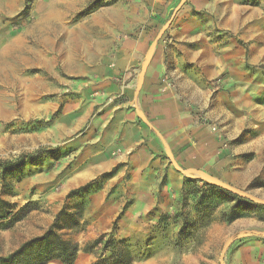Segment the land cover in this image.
Masks as SVG:
<instances>
[{"label":"rangeland","instance_id":"rangeland-1","mask_svg":"<svg viewBox=\"0 0 264 264\" xmlns=\"http://www.w3.org/2000/svg\"><path fill=\"white\" fill-rule=\"evenodd\" d=\"M150 1L0 0V199L26 211L0 229V253L56 225L80 246L73 264H93L124 247L131 264H264V209L248 206L246 216L228 222L225 213L238 200L213 188L264 204V0H229L227 9L220 0L214 11L199 12L226 65L214 83L221 115L212 131L232 134L224 137L230 155L259 166L258 174L243 184L189 177L185 192L184 184L167 185L166 171L151 184L135 172L137 154L108 139L103 103L92 105L96 89L85 86L95 81L70 74L90 69L85 43L71 41V31L85 36L117 6L128 20ZM76 55L77 65L65 62ZM203 122L212 124L205 114ZM56 204L65 211L58 221Z\"/></svg>","mask_w":264,"mask_h":264},{"label":"crops","instance_id":"crops-1","mask_svg":"<svg viewBox=\"0 0 264 264\" xmlns=\"http://www.w3.org/2000/svg\"><path fill=\"white\" fill-rule=\"evenodd\" d=\"M219 1L151 0L128 20L122 8H107L90 33L82 37L70 32L71 41L85 43L83 54L90 61V69L75 68L70 74L95 81L85 89H96L92 105L103 103L108 139L113 136L125 153L137 154L134 170L143 173L148 184L157 181L160 170L166 171L167 185L175 190L189 177L233 178L243 184L258 174L259 166L238 163L230 155L224 137L232 134L211 128L219 127L221 91L214 83L226 65L212 41L210 22L199 12L214 11ZM220 2L222 8L229 7V0ZM72 57L65 62L73 59L77 65V55ZM94 65L99 67L94 70ZM93 71L99 75L88 74ZM60 92L56 88L57 106ZM203 113L211 125L203 122ZM95 162L92 159L101 167ZM86 177L80 174L77 179L83 182ZM62 208L56 204V216ZM22 244L19 239L8 242L0 256Z\"/></svg>","mask_w":264,"mask_h":264},{"label":"trees","instance_id":"trees-1","mask_svg":"<svg viewBox=\"0 0 264 264\" xmlns=\"http://www.w3.org/2000/svg\"><path fill=\"white\" fill-rule=\"evenodd\" d=\"M261 67L264 68V66ZM30 157L34 158V156ZM189 180L190 179L187 178L185 181ZM186 185L185 183L182 189L183 192H185ZM213 188L221 192H226L232 200H238L232 210L225 213L228 222L246 216L248 213V208L246 207L248 206H252L257 210L264 209V204H256L252 201H247L241 196L217 185H213ZM192 193L193 192H187L186 194ZM24 212L26 213L25 207L18 211H14V206L11 203L0 199V229H9L14 223L12 217L20 216ZM64 213L65 211L63 209L56 216V221H58ZM55 228L60 229L61 226L53 225L42 236L24 242L18 249L6 256H0V264H46L52 260H56L61 264H73L80 251V246L74 241L65 239ZM68 228L72 229V226H68ZM132 259V254L124 247L120 253L108 257L103 256L93 264H131Z\"/></svg>","mask_w":264,"mask_h":264},{"label":"water","instance_id":"water-1","mask_svg":"<svg viewBox=\"0 0 264 264\" xmlns=\"http://www.w3.org/2000/svg\"><path fill=\"white\" fill-rule=\"evenodd\" d=\"M222 258H223V255H222Z\"/></svg>","mask_w":264,"mask_h":264}]
</instances>
